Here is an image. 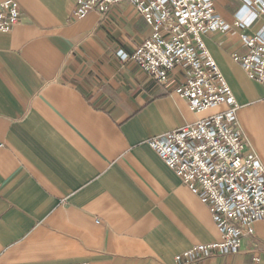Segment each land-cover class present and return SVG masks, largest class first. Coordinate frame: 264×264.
Segmentation results:
<instances>
[{
  "label": "crops",
  "instance_id": "0c3cea01",
  "mask_svg": "<svg viewBox=\"0 0 264 264\" xmlns=\"http://www.w3.org/2000/svg\"><path fill=\"white\" fill-rule=\"evenodd\" d=\"M13 1L20 22L0 33V264H264V221L236 251L176 261L220 237L147 142L223 107L189 111L173 92L180 68L167 85L137 69L143 18L126 2L76 21L75 0ZM212 3L230 30L203 41L264 167V89L232 60L241 34L264 42V16L245 0Z\"/></svg>",
  "mask_w": 264,
  "mask_h": 264
},
{
  "label": "built area",
  "instance_id": "2783aa9c",
  "mask_svg": "<svg viewBox=\"0 0 264 264\" xmlns=\"http://www.w3.org/2000/svg\"><path fill=\"white\" fill-rule=\"evenodd\" d=\"M124 1L132 4L150 29L133 54L137 67L159 85H167L175 69L183 70L184 82L173 92L193 113L223 107L147 142L208 208L220 237L193 247L176 261L211 251H236L252 235V225L264 221V167L241 131L236 118L240 106L203 41L204 35L224 33L230 26L215 15L212 0H76L74 18L81 20L90 13L102 17ZM245 1L264 16V0ZM20 18L17 3L0 1V33L10 32ZM239 40L245 52L233 54V62L264 89V42L244 34Z\"/></svg>",
  "mask_w": 264,
  "mask_h": 264
},
{
  "label": "rangeland",
  "instance_id": "374dc122",
  "mask_svg": "<svg viewBox=\"0 0 264 264\" xmlns=\"http://www.w3.org/2000/svg\"><path fill=\"white\" fill-rule=\"evenodd\" d=\"M124 2L128 3V4L133 8V10L136 12V10L134 9V7L132 6V4H131L129 1H124ZM121 3H123V2H121ZM121 3H117V4H115L114 6H116V5H118V4H121ZM114 6L110 7L109 10H111V8H113ZM75 7H76V0H75L74 9H75ZM74 9H73V12H72V18H73L74 20H76V21H80V20H77V19L74 18ZM109 10H108V11H109ZM108 11H107V12H108ZM136 13H137V12H136ZM90 14H91V13H90ZM137 14H139V13H137ZM88 15H89V14H88ZM97 15H98V14H97ZM105 15H106V14H105ZM105 15H104V16H105ZM139 15H140V14H139ZM104 16H102V17L99 16V17L103 18ZM140 16H141V15H140ZM85 17H87V16H85ZM85 17H84V18H85ZM141 17H142V16H141ZM217 17H218V16H217ZM84 18H83V19H84ZM83 19H81V20H83ZM221 20H222V19H221ZM222 21H223V20H222ZM223 22H224V21H223ZM234 24H235V23H234ZM237 24H238V23H237ZM233 26H234V25H233ZM234 27H239V25H238V26H234ZM148 28H149V27H148ZM228 30H230V29H228ZM11 31H12V30H11ZM11 31H10V32H11ZM226 32H227V31H226ZM8 33H9V32H8ZM224 33H225V32H224ZM1 34H3V33H1ZM5 34H7V33H5ZM149 35H150V34H149ZM241 35H243V34H241ZM241 35H240V36H241ZM240 36H239V38H240ZM148 37H149V36H148ZM148 37H147V38H148ZM147 38H146V39H147ZM146 39H145V40H146ZM145 40H144V41H145ZM144 41H143V42H144ZM143 42H142V43H143ZM142 43H141V44H142ZM141 44H140V45H141ZM140 45H139V46H140ZM139 46H138V47H139ZM138 47H137V48H138ZM137 48H136V49H137ZM136 49H135V50H136ZM134 52H135V51H134ZM133 54H134V53H133ZM133 54H132V57H133ZM132 57H131V59H132ZM132 62H133V63L135 64V66L137 67V65H136V63L133 61V59H132ZM137 69L140 70L138 67H137ZM175 70H176V69H175ZM175 70H174V71H175ZM140 71H141V72H142L147 78H149L150 80H152V81H154L155 83H157L155 80H153L151 77H149L148 74L144 73L142 70H140ZM182 71H183V70H182ZM183 72H184V71H183ZM184 74H185V73H184ZM170 75H171V74H170ZM184 78H185V77H184ZM169 80H170V76H169ZM157 84H158V83H157ZM178 97H179V96H178ZM236 118H237V113H236ZM237 121H238V119H237ZM239 125H240V124H239ZM184 126H185V125H184ZM240 128H241V126H240ZM241 131H242V129H241ZM242 133H243V131H242ZM161 162H162V161H161ZM162 163H163V162H162ZM163 165H164V164H163ZM164 166H165V165H164ZM165 167H166V166H165ZM166 168H167V167H166ZM167 169H168V168H167ZM168 170H169V169H168ZM169 171H170V170H169ZM171 172H172V171H171ZM172 173H173V172H172ZM173 175L175 176L174 173H173ZM175 177H176V176H175ZM176 178H177V177H176ZM177 179H178V178H177ZM179 182H180V181H179ZM180 183H181V182H180Z\"/></svg>",
  "mask_w": 264,
  "mask_h": 264
}]
</instances>
